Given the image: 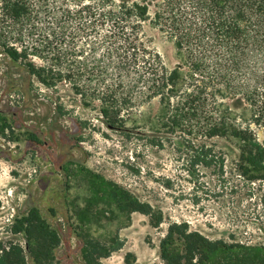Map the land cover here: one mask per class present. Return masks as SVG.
I'll list each match as a JSON object with an SVG mask.
<instances>
[{
	"label": "trees",
	"instance_id": "trees-1",
	"mask_svg": "<svg viewBox=\"0 0 264 264\" xmlns=\"http://www.w3.org/2000/svg\"><path fill=\"white\" fill-rule=\"evenodd\" d=\"M146 22L172 43L173 69L142 42ZM0 48L40 85L55 90L67 83L104 127H126L137 103L156 100L147 124L162 127L168 138L178 135L192 171L221 172L225 155L208 141L228 139L237 152L235 172L250 182L264 180V141L251 129L264 127V0H0ZM229 99H240L246 115L237 117ZM55 110L62 114L65 106L56 103ZM127 204L154 227L162 222L148 204ZM20 223L26 234L35 230L58 244L36 209ZM12 248L18 250L0 249L3 257ZM41 249L40 241L31 249L35 264ZM96 249L85 243V264H97ZM159 251L163 264H264L261 245L210 240L177 223L168 226Z\"/></svg>",
	"mask_w": 264,
	"mask_h": 264
},
{
	"label": "rangeland",
	"instance_id": "rangeland-1",
	"mask_svg": "<svg viewBox=\"0 0 264 264\" xmlns=\"http://www.w3.org/2000/svg\"><path fill=\"white\" fill-rule=\"evenodd\" d=\"M141 40L167 69L178 65L172 43L147 22ZM59 102L62 114L55 110ZM226 105L237 117L246 115L240 99ZM157 106L156 100H143L126 127H104L67 83L55 90L40 85L0 48V249L18 248L4 257L0 251V264H35L31 249L39 241V264H85L87 242L98 248L97 264H163L159 244L171 223L210 240L264 247V180L250 182L235 172L237 152L228 139L208 141L225 155L221 172L192 171L179 152L178 135L168 138L165 129L147 124ZM251 129L263 142L264 127ZM127 201L148 204L162 222L154 227L149 216L130 211ZM31 209L57 245L35 230H20ZM173 246L181 248L179 242Z\"/></svg>",
	"mask_w": 264,
	"mask_h": 264
}]
</instances>
